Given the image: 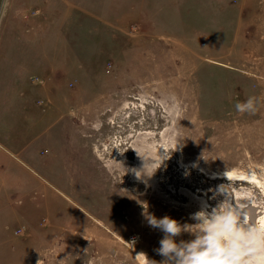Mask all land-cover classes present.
<instances>
[{
  "label": "rangeland",
  "instance_id": "obj_1",
  "mask_svg": "<svg viewBox=\"0 0 264 264\" xmlns=\"http://www.w3.org/2000/svg\"><path fill=\"white\" fill-rule=\"evenodd\" d=\"M7 34L0 264L160 261L148 217L222 201L263 238L238 264H264V0H8Z\"/></svg>",
  "mask_w": 264,
  "mask_h": 264
},
{
  "label": "clouds",
  "instance_id": "obj_2",
  "mask_svg": "<svg viewBox=\"0 0 264 264\" xmlns=\"http://www.w3.org/2000/svg\"><path fill=\"white\" fill-rule=\"evenodd\" d=\"M236 108L240 112L254 113L255 98L249 97L244 103H238ZM221 206L222 210L218 211L217 208ZM238 215L229 204L222 201L211 212L200 210L192 215L196 223L191 225H198L195 232L190 230V224H181L169 216L159 219L148 217L149 225L163 233L156 250L162 259H148L149 264H238V256L235 254L237 242L249 237L254 242L261 240L254 232L244 233L239 228ZM183 232L193 234L194 238L177 241L176 238Z\"/></svg>",
  "mask_w": 264,
  "mask_h": 264
},
{
  "label": "crops",
  "instance_id": "obj_3",
  "mask_svg": "<svg viewBox=\"0 0 264 264\" xmlns=\"http://www.w3.org/2000/svg\"><path fill=\"white\" fill-rule=\"evenodd\" d=\"M38 1L39 2H42V3L44 2V0H36L37 3H38ZM44 17H45V14L43 13L41 15H38V17H36L34 20L32 18L31 22H28L29 20L27 21V20H25V18L24 19L23 18L22 19L20 18L18 20H16L15 18H13V20H15V24L16 23H19V24H22V26H25V25L29 26L30 24H33L34 21H37V24L36 25H40V27H44L45 26L44 25V20H43V19H45ZM40 20H42L41 23H40ZM4 28H8V0L5 1L4 7L1 8V10H0V42L1 43L4 42V44L8 46V34L6 36H2L1 35V31H3ZM16 57L17 56H11L10 59H16ZM43 57L44 56L42 55V58ZM0 81H4V83H1L0 82V89H1V87L4 86V89L8 91V50H6V49H5L4 52L0 50ZM16 90H18V89H16ZM27 102H30V101H27ZM20 103H23V102H20ZM25 114L26 113L19 112V113H17V116L14 117V119L17 120L21 116H24ZM27 116H29V115H27ZM34 117L36 119V116L35 115L32 116V119H34ZM44 134H45V132L43 133V136H45ZM37 136H38L37 135V132L35 131L32 134V137H30L31 139H33L32 141H33V144L34 145L36 144ZM43 136H42V138H43ZM14 138H16V136ZM26 143H28V142H26ZM14 144H15V141H14ZM28 144L31 145L30 141H29ZM16 148H17L18 151H20V152L24 153L25 155H27L28 158H31V159L33 158V159H37L38 160V157H41V156L35 155L36 152H34V153H32L30 155L28 153V151L26 150L25 142H23V141H21L20 143H18V145H17ZM15 155L16 154L11 153L10 158L11 159H14L15 158ZM0 169L4 170V166L1 163H0ZM10 182H12L14 184H18L20 188L21 187H23V188L26 187V184H25V187H24L23 184H22V182L21 181H18V180H13V181H10ZM5 183H8V177L6 175L4 177V184ZM6 187L8 188V186H6ZM5 191H6V189H4L2 191V195L5 194ZM7 200H8V197H7Z\"/></svg>",
  "mask_w": 264,
  "mask_h": 264
},
{
  "label": "bare ground",
  "instance_id": "obj_4",
  "mask_svg": "<svg viewBox=\"0 0 264 264\" xmlns=\"http://www.w3.org/2000/svg\"><path fill=\"white\" fill-rule=\"evenodd\" d=\"M261 222H262V224L264 225V219H263V218H262ZM255 235L261 237V240H260V241H261V242L263 241V240H262L263 238H262L261 234H259L258 232H255ZM260 241H259V242H260Z\"/></svg>",
  "mask_w": 264,
  "mask_h": 264
}]
</instances>
